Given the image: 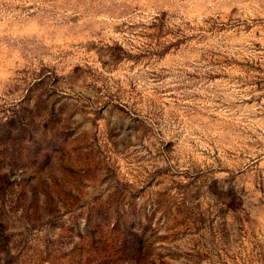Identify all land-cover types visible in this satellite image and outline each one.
Here are the masks:
<instances>
[{
    "label": "rangeland",
    "instance_id": "rangeland-1",
    "mask_svg": "<svg viewBox=\"0 0 264 264\" xmlns=\"http://www.w3.org/2000/svg\"><path fill=\"white\" fill-rule=\"evenodd\" d=\"M0 264H264V0H0Z\"/></svg>",
    "mask_w": 264,
    "mask_h": 264
}]
</instances>
